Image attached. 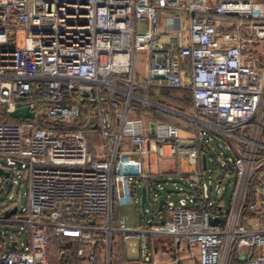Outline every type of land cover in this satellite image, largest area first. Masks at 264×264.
Returning a JSON list of instances; mask_svg holds the SVG:
<instances>
[{
  "label": "built area",
  "instance_id": "2783aa9c",
  "mask_svg": "<svg viewBox=\"0 0 264 264\" xmlns=\"http://www.w3.org/2000/svg\"><path fill=\"white\" fill-rule=\"evenodd\" d=\"M152 89L191 91V110L159 104ZM23 107L34 119L11 121ZM152 109L178 115L186 129L133 119ZM210 134L235 156L223 162L235 177L227 211L204 179ZM93 135L105 143L100 158L89 147ZM166 149L198 170L191 193L166 197L163 222L147 230L115 221L119 202L135 205L137 180L148 177L126 157L161 162ZM0 160L10 174L2 187L14 188L19 172L29 184L26 208L0 204V264H52L53 241L67 239L81 264H112L117 235L144 246L147 235L186 243L199 264H231L234 254L241 264H264V3L0 0ZM150 189L155 199L165 191L154 182ZM10 227H20L17 240Z\"/></svg>",
  "mask_w": 264,
  "mask_h": 264
},
{
  "label": "crops",
  "instance_id": "0c3cea01",
  "mask_svg": "<svg viewBox=\"0 0 264 264\" xmlns=\"http://www.w3.org/2000/svg\"><path fill=\"white\" fill-rule=\"evenodd\" d=\"M213 2L215 0H212ZM261 3H264V0H257ZM152 98L157 101L159 104L171 108L174 111H182L188 113L191 108L182 110L177 108L178 105L183 106L184 103L192 104V92L188 90H173V89H163V90H154L151 91ZM164 103H162V102ZM143 118L145 124L150 123L151 121L163 123V122H172L183 126V129H186L184 126V121L178 115H173L172 113H167L164 111L151 110V114L142 117L139 114H134L133 119ZM118 131V126L115 124L114 132ZM109 149L114 147L113 141L109 142ZM89 147L91 152L96 157H101L105 152V143L99 135H93L89 139ZM167 159L164 161H159V158L156 155H152L148 160H144L137 156L135 153L128 155L126 158L134 162L135 167H138L146 173L148 177L146 179H138L134 187V195L136 199L135 205H129L124 201H120L118 208L115 213V221H124L127 228L134 230H147L146 228H133L128 226L127 218H124L122 215V205L125 204L129 207L133 206L137 209L139 203V188H147L148 193L150 194V183L154 182L157 184H163L164 181L170 180L172 177L180 175V161H174L171 159L169 150L166 149ZM163 163H167L164 167ZM175 166V167H172ZM166 192V189L165 191ZM142 199V191H141ZM131 207V208H133ZM163 214L156 215L152 220V224H159L163 222ZM135 238L136 244L132 248V254L136 256L128 257L125 249V243L130 241L129 239H124L121 235H117L113 241V253H112V264H191L192 251L186 243H182L180 246L175 247L171 240L163 237H155L147 235L144 246L143 240L137 237ZM199 262V261H198Z\"/></svg>",
  "mask_w": 264,
  "mask_h": 264
},
{
  "label": "rangeland",
  "instance_id": "374dc122",
  "mask_svg": "<svg viewBox=\"0 0 264 264\" xmlns=\"http://www.w3.org/2000/svg\"><path fill=\"white\" fill-rule=\"evenodd\" d=\"M148 29L147 22L142 21L139 22L138 31L140 33H145ZM24 42V37L20 38V45ZM137 69L139 74H143L145 69V62H144V54L138 53L137 57ZM205 130L203 129V134ZM205 139V134H204ZM208 146L205 148V154L208 158V169L203 171L204 179L206 184L209 187V190L212 192L211 194V201L217 202L220 204L223 202L224 210L227 211L230 206V201L232 197V190L235 185V177L232 171L228 167L223 166V162L227 161L228 158H232L235 160V156L229 150L228 144L222 140L220 137L215 135H208ZM5 160H0V165H5ZM164 167H166L167 163H163ZM172 167H175L172 165ZM198 170L195 166H193L187 158H182L180 161V175L172 177L170 180L164 181L162 186L166 189V192H159V189L156 190L157 195H163L165 197L171 198L172 201L178 202L182 198L188 197V194L194 188L193 183L191 182V175L196 174ZM17 184L12 188V185L6 187L4 194L0 197V204L4 208L13 207H21L26 208L28 199L27 194L29 191V184L26 179H24L23 172H19L16 175ZM221 182V191L217 192V185ZM2 187V181L0 179V189ZM180 189L183 190L184 193H178ZM141 191L142 188H139V203L137 205V209L131 208L125 204L122 205V215L124 218L128 220V226L133 228H140L144 229L148 226L153 225L152 220L154 218V214L158 209V202L154 198L152 192L149 194L148 203L146 205L147 215H145L141 208ZM8 230V231H6ZM5 232H7L8 236L14 237L17 240L16 232L20 230V227H10L6 228ZM24 239H26V232H24ZM1 240H5L8 242V247L11 245V242L6 237L1 238ZM130 241L125 243V249L128 257L136 256L132 254V248L134 244H136L135 238H130ZM6 247V250L7 248ZM112 249V253H113ZM57 251L54 250L52 252V257L55 258L57 256ZM113 258V256H112ZM103 264H106L104 262ZM191 264H199L198 262V255L196 251L192 252Z\"/></svg>",
  "mask_w": 264,
  "mask_h": 264
},
{
  "label": "water",
  "instance_id": "95a60500",
  "mask_svg": "<svg viewBox=\"0 0 264 264\" xmlns=\"http://www.w3.org/2000/svg\"><path fill=\"white\" fill-rule=\"evenodd\" d=\"M87 96V95H85ZM10 117L13 120H32L35 117V113L31 112L30 109L28 107H23V108H19L17 109L15 112L10 114ZM154 133V131H153ZM202 161H203V169L204 171H206L208 169V165H207V156L204 154L202 156ZM4 176V177H9L10 174L8 172L3 171L2 169L0 170V177ZM8 185V181L5 182L4 186L0 189V197L3 194L4 191V187H6ZM148 199H149V193L147 188H143L142 189V199H141V208L142 211L145 215H147V210H146V205L148 203ZM157 202H158V209L155 212L156 215L162 214L165 211V203H166V197L163 195H158L157 196ZM17 211V209H14L12 212H9L6 214V217L9 218L10 216H12L13 214H15ZM221 211V209H220ZM222 222V219L219 218L217 221L211 222L212 226H217L218 224H220Z\"/></svg>",
  "mask_w": 264,
  "mask_h": 264
},
{
  "label": "trees",
  "instance_id": "16d2710c",
  "mask_svg": "<svg viewBox=\"0 0 264 264\" xmlns=\"http://www.w3.org/2000/svg\"><path fill=\"white\" fill-rule=\"evenodd\" d=\"M175 106H177V108L178 107L181 108L182 110H186L188 108H191L192 104L184 103V105L181 106L176 103ZM10 120L14 121L13 119ZM54 250H56L58 254L55 258L51 256L52 264H81V262H79V260L76 257L75 244L71 240L67 239L63 243L54 240L52 245V252ZM231 264H241L240 262L237 261L236 254L233 255Z\"/></svg>",
  "mask_w": 264,
  "mask_h": 264
}]
</instances>
